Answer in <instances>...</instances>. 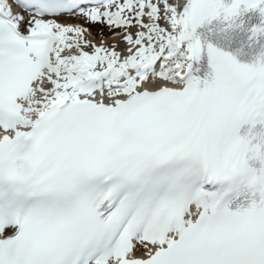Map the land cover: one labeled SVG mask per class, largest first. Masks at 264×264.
<instances>
[{
  "label": "snow or ice",
  "instance_id": "1",
  "mask_svg": "<svg viewBox=\"0 0 264 264\" xmlns=\"http://www.w3.org/2000/svg\"><path fill=\"white\" fill-rule=\"evenodd\" d=\"M247 12L0 0V264H264V53L209 27Z\"/></svg>",
  "mask_w": 264,
  "mask_h": 264
}]
</instances>
